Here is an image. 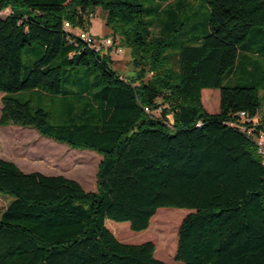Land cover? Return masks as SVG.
<instances>
[{
  "label": "trees",
  "instance_id": "obj_1",
  "mask_svg": "<svg viewBox=\"0 0 264 264\" xmlns=\"http://www.w3.org/2000/svg\"><path fill=\"white\" fill-rule=\"evenodd\" d=\"M208 7L207 35L173 54L149 43L145 10L130 0H0L9 10L0 18V129H34L103 157L95 193L0 159V193L13 198L0 216V264H168L153 243H121L107 227L142 233L162 209L193 212L176 264H264V0ZM97 10L116 47L130 50L134 76L122 78L112 49L68 43L65 24L89 32ZM25 51L35 61L24 72ZM206 90L219 91L218 114L206 111ZM26 92L51 98L55 123L13 97ZM179 224L163 221L169 239Z\"/></svg>",
  "mask_w": 264,
  "mask_h": 264
},
{
  "label": "rangeland",
  "instance_id": "obj_2",
  "mask_svg": "<svg viewBox=\"0 0 264 264\" xmlns=\"http://www.w3.org/2000/svg\"><path fill=\"white\" fill-rule=\"evenodd\" d=\"M132 3L143 6L146 14V23L149 30V43L158 45L166 43L177 53L178 47L193 45L199 38H203L208 32L209 7L208 0H175L172 3L162 4L157 0H130ZM9 14V12H8ZM90 34L97 41H105L112 38V31L106 25V15L97 10L91 19ZM72 33H75L71 29ZM83 32L78 29L77 34ZM173 52V51H172ZM24 72L35 61L33 53L24 52ZM114 68L123 79L134 76L132 68V55L130 50L124 49L122 55L113 53ZM153 76L149 74L148 79ZM238 77L229 84L234 85ZM21 103L29 102L32 109H42L50 114V122L55 123L58 114L55 112V105L51 98L37 92L20 93L13 96ZM3 95L0 94V116L3 109ZM203 105L210 114H218L220 110V93L216 90L203 92ZM3 139L1 153L9 154L16 158L19 163L29 166L31 172H40L44 175H60L67 179L78 182L86 192L97 191V175L103 157L95 152L73 150L65 144H59L50 139L44 138L30 128L6 126L0 129ZM0 153V155H1ZM2 158V157H1ZM4 159V158H2ZM8 161V160H7ZM27 173V172H26ZM13 198L0 193V216L8 208ZM160 217L153 219V227L142 233H134L127 223L118 224L107 222L119 235L121 243L129 245H141L151 242L156 247V258L166 263H175V256L178 247V234L182 222L193 212L178 209H162ZM170 215V216H169ZM174 216L180 223L176 225L172 237L166 236L168 229L162 228L163 221ZM157 216V215H156ZM155 218V217H154ZM152 223V222H151ZM151 227V226H150ZM110 230V228H109ZM111 233L113 234V232ZM130 230V231H129ZM129 232V237L124 234ZM166 236L168 241H161V235ZM114 235V234H113Z\"/></svg>",
  "mask_w": 264,
  "mask_h": 264
},
{
  "label": "built area",
  "instance_id": "obj_3",
  "mask_svg": "<svg viewBox=\"0 0 264 264\" xmlns=\"http://www.w3.org/2000/svg\"><path fill=\"white\" fill-rule=\"evenodd\" d=\"M8 12L9 10L0 12V18L8 15ZM65 29L68 32H71L72 27L69 24H65ZM72 34L73 36H70L68 38V43L76 49L80 48V46L83 44L90 50H94L97 53L109 49H112L115 55H122L123 53V50L121 48L116 47L113 38H109L105 41L99 42L90 34V32H81L80 34H77V31H75V33ZM258 147L264 161V142L262 140L258 142Z\"/></svg>",
  "mask_w": 264,
  "mask_h": 264
},
{
  "label": "crops",
  "instance_id": "obj_4",
  "mask_svg": "<svg viewBox=\"0 0 264 264\" xmlns=\"http://www.w3.org/2000/svg\"><path fill=\"white\" fill-rule=\"evenodd\" d=\"M0 143L2 144V147H3V139L1 138V135H0ZM1 144H0V146H1ZM1 157L4 158V159H2ZM0 159L3 160V161H6V162L14 163L23 173H26V172H27L26 174H30V173H40V172H31L32 170L29 169V166H25V165L19 163L16 158L10 156L9 154L3 153V151H2V153L0 155ZM38 170H40L42 173H47V172H43L41 169H38ZM42 173H40V174H42ZM42 175H44V174H42ZM44 176H47V177H57V176H60V175H56V176L44 175ZM108 225L109 224H107V227H108ZM168 264H176V263H168Z\"/></svg>",
  "mask_w": 264,
  "mask_h": 264
}]
</instances>
